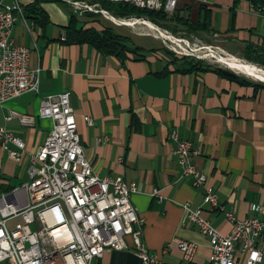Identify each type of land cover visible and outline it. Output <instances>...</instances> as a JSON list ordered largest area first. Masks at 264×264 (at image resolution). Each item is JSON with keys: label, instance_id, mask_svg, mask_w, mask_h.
<instances>
[{"label": "crops", "instance_id": "crops-1", "mask_svg": "<svg viewBox=\"0 0 264 264\" xmlns=\"http://www.w3.org/2000/svg\"><path fill=\"white\" fill-rule=\"evenodd\" d=\"M62 1L42 2L43 21L39 23L25 9L33 0H18L23 12L17 14L10 38L29 49V67L40 68L39 87L37 93L26 92L0 106V127L24 143L16 159L8 151L20 150L0 138V195L28 181L30 158L51 129V121L38 116L41 99L67 91L80 145L93 172L119 175L137 185L130 200L144 219L140 239L148 254L157 258L156 264H209L208 239L195 224L183 221L182 205L202 207L204 217L221 233H227L231 225L221 212L209 211L202 202V188L181 175L176 145L168 134L176 131L198 151L189 160L205 174L220 206L239 219L261 218L250 206L264 205V89L240 85L209 70L177 71L158 55L160 47L152 36L115 30L126 27L119 20L131 18H116L105 10L92 16L75 10L74 0ZM174 10L192 23L206 15L210 30L198 31L199 37L209 34L227 52L237 51L243 61L264 68L243 57L246 46L264 56V9L245 0L236 5L232 0H177ZM71 13L84 28L112 27L139 47V52L118 59L88 44L66 43L65 27ZM106 14L118 22L112 23ZM131 36L148 38L153 46ZM10 111L32 116L33 124H21L15 117L7 120ZM103 137L107 139L97 141ZM176 238L197 244L191 261L183 259L173 242ZM125 242V249L106 251L97 264H140L129 235ZM261 242L264 256V236ZM235 247L242 261L240 242Z\"/></svg>", "mask_w": 264, "mask_h": 264}, {"label": "built area", "instance_id": "built-area-1", "mask_svg": "<svg viewBox=\"0 0 264 264\" xmlns=\"http://www.w3.org/2000/svg\"><path fill=\"white\" fill-rule=\"evenodd\" d=\"M126 2L145 9L163 8L172 12L177 0H110ZM75 10L98 12L85 2H71ZM100 11V10H99ZM18 0H0V106L26 92H38L40 68L29 67V49L16 44L10 34L22 14ZM106 13V12H105ZM107 15V14H106ZM38 116L52 123L43 143L30 158L28 181L9 194L0 195V264H97L106 251L127 247L131 237L140 264H156L140 239L144 219L138 214L130 196L137 190L134 182L122 176H98L80 145L69 92L41 99ZM17 118L21 124H33V117L10 111L7 120ZM88 125L92 120L84 117ZM0 138L20 151L9 150L19 159L24 150L21 139L0 127ZM168 138L175 143L174 154L181 175L191 177V185L203 190L202 202L209 211L217 210L230 223L221 233L204 217L202 207L182 205L183 221L195 224L208 239L209 264H264L261 238L264 236V205L252 204L256 215L239 219L217 202L216 193L203 172L190 162L198 151L172 130ZM107 138H98L105 141ZM156 195L157 191L154 190ZM173 242L185 261H191L197 244L181 239ZM240 242L244 254L238 260L235 244Z\"/></svg>", "mask_w": 264, "mask_h": 264}, {"label": "trees", "instance_id": "trees-1", "mask_svg": "<svg viewBox=\"0 0 264 264\" xmlns=\"http://www.w3.org/2000/svg\"><path fill=\"white\" fill-rule=\"evenodd\" d=\"M74 1H88L93 4L99 5L101 10L109 12L113 17L116 18H144L153 24L159 25L166 29H172L167 26L166 23L174 22L176 25H181L187 32H208L207 16L205 15L203 20L200 22L192 23L188 19L180 15V12L174 10L172 14H168L163 10L159 9H145L134 6L126 2H116L110 0H74ZM233 4L236 5L241 0H232ZM250 5L257 9H264V0H245ZM42 2H55L61 3L62 0H33L32 3L28 4L25 9L28 13H33L34 18L39 23H42L41 14L43 13L40 8ZM92 16H98L99 13L85 12ZM77 15L71 13L67 26L65 27V42L68 44H88L91 45L98 52L106 55H112L118 59L125 58L126 53L136 54L140 50L139 47L133 46L130 39L122 34L116 33L112 27L104 26L100 30L94 27H86L79 25ZM172 32L174 30H171ZM154 50H150L153 52ZM254 50L251 46H246L243 51L244 59L257 63L264 66V56L255 55ZM172 64L175 70L180 72H193V71H212L216 75L225 78L230 81L237 82L240 85H253L264 89V83L252 82L242 76H238L234 72L224 69L221 67H214L208 64H204L202 60L194 59L189 56H182L172 60Z\"/></svg>", "mask_w": 264, "mask_h": 264}, {"label": "rangeland", "instance_id": "rangeland-1", "mask_svg": "<svg viewBox=\"0 0 264 264\" xmlns=\"http://www.w3.org/2000/svg\"><path fill=\"white\" fill-rule=\"evenodd\" d=\"M90 5L91 6L93 5L95 7L94 9L97 11L101 10L99 5H97V4H90ZM172 12H169V13L167 12V13L172 14ZM95 13H97V12H95ZM103 16L110 21L112 20L110 15H108V14L103 15ZM126 19H130V18H126ZM131 19H133V17H131ZM111 22L116 23V21H113V20ZM166 25L170 26V28H172V29H166V28H163L159 25H156L155 26L156 29L158 28L157 31L152 30V29L149 30V29H147L148 27L146 28V26H144L143 24H135V25L126 26V27H114V28L119 33H124L125 31L128 30L131 34L152 36L153 38H155L157 40V44H159V47H160L158 49L160 54H158V55L162 59H165L166 62L170 63L171 65H173L172 60H174L175 58H179L182 56H189V57H192L194 59L202 60L204 62V64H208V65L214 66V67L217 66V67H221L224 69H228V70L234 72L235 74H237L238 76H242V77H244L247 80H250L252 82H255V83L262 82V81L255 79V78L245 76L244 74H241L235 70L233 71L232 69L227 68L222 63H219L217 61L218 60L217 57L220 55L225 56V57L227 55H233V56L242 60V58H241L242 54L238 53L237 51L227 52L226 50H224V48L221 46V44H219V42L215 40V38L208 37L209 34L207 35V34L202 33V35H204V36L199 37V35H197L198 32H187V30H185L183 26L176 25L174 22H168V23H166ZM171 30H174V31L172 32ZM160 31H162L163 33H166L167 35L173 36L176 41L172 42L171 40L162 37L160 35L161 34ZM131 38L133 40L135 39V40L142 41V42L146 41V43H144L146 46H153L152 40H150L148 38H137L135 36H131ZM138 52L139 51H137V53ZM153 52H155V50Z\"/></svg>", "mask_w": 264, "mask_h": 264}, {"label": "bare ground", "instance_id": "bare-ground-1", "mask_svg": "<svg viewBox=\"0 0 264 264\" xmlns=\"http://www.w3.org/2000/svg\"><path fill=\"white\" fill-rule=\"evenodd\" d=\"M111 19L113 21L118 22V20L115 18L111 17ZM119 21L121 22V24H124L126 26H131V25H135V24H143L144 26H146V28L148 27L147 29H149V30L152 29V30L157 31V29H158V28L156 29L154 24H152L151 22L144 20V19L133 18L130 20H122V21L119 20ZM160 32H161V34L160 33L159 34L162 37L169 39L172 42L176 41L173 36L167 35L166 33H163L162 31H160ZM217 58H218L217 61L219 63H222L223 65H225L227 68L232 69L233 71L235 70L241 74H244L245 76L255 78V79L262 81L264 83V69L263 68H260L254 64H249V63H247V62H245V61H243V60H241V59H239L233 55H227L226 57L220 55Z\"/></svg>", "mask_w": 264, "mask_h": 264}]
</instances>
